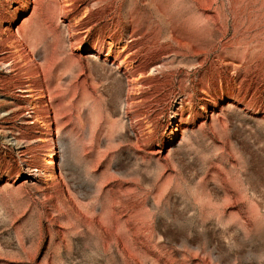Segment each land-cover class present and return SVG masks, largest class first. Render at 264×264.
Masks as SVG:
<instances>
[{"label":"rangeland","instance_id":"rangeland-1","mask_svg":"<svg viewBox=\"0 0 264 264\" xmlns=\"http://www.w3.org/2000/svg\"><path fill=\"white\" fill-rule=\"evenodd\" d=\"M0 264H264V0H0Z\"/></svg>","mask_w":264,"mask_h":264},{"label":"bare ground","instance_id":"bare-ground-1","mask_svg":"<svg viewBox=\"0 0 264 264\" xmlns=\"http://www.w3.org/2000/svg\"><path fill=\"white\" fill-rule=\"evenodd\" d=\"M163 65V64H162ZM163 67V66H162ZM52 141V140H51ZM52 146H51V155L48 159V161L45 163L46 166L51 167L53 170H55L56 166H57V143L53 140L51 142Z\"/></svg>","mask_w":264,"mask_h":264}]
</instances>
